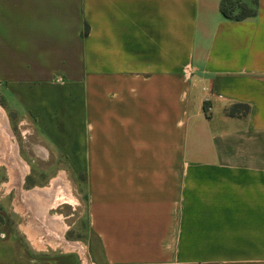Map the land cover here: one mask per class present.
<instances>
[{
  "label": "crops",
  "instance_id": "0c3cea01",
  "mask_svg": "<svg viewBox=\"0 0 264 264\" xmlns=\"http://www.w3.org/2000/svg\"><path fill=\"white\" fill-rule=\"evenodd\" d=\"M220 4L0 0L6 123L29 173L80 176L101 264H264V0ZM77 256L32 249L0 206V264Z\"/></svg>",
  "mask_w": 264,
  "mask_h": 264
},
{
  "label": "rangeland",
  "instance_id": "374dc122",
  "mask_svg": "<svg viewBox=\"0 0 264 264\" xmlns=\"http://www.w3.org/2000/svg\"><path fill=\"white\" fill-rule=\"evenodd\" d=\"M243 1L246 2L248 6L252 7L251 0H241V2ZM235 2L236 5H239V1L235 0ZM236 11H238L237 8ZM4 120L6 121V118ZM9 128L13 134L12 141L16 144L17 140V142L22 145L23 137L18 132V129L13 126ZM1 158L0 154V160ZM44 160L46 159L44 158ZM47 164V160L34 163L35 167L33 168H35V172L29 173L28 171L23 177L24 180L20 179L16 185H13V171H11V168L5 163H0V171L3 172V174L0 175V206L3 210V214L10 221L11 226L17 230L21 236L26 238L28 245L32 249L43 254V256H56L73 252L78 255V263L101 264L98 257L95 256L93 252L97 248V243L88 228L86 200L82 191L80 176L73 174L66 175L61 170L57 171L53 166V168L49 169V167L46 166ZM60 177L63 178L69 188L72 202L58 204L48 211L52 217L57 216L63 221L66 227L63 234L65 238L64 241L61 240L59 234L56 236L53 234L51 235L50 231H46V235L43 236L37 233L35 234L36 231L34 232L33 229L34 223H36V221L39 223V220L31 210V207L26 205L27 203L25 202L24 196L27 192L38 188H50L53 181ZM33 183H37L38 187L28 190L29 185ZM57 236L60 237V239ZM72 244H80L82 248H75Z\"/></svg>",
  "mask_w": 264,
  "mask_h": 264
},
{
  "label": "bare ground",
  "instance_id": "6f19581e",
  "mask_svg": "<svg viewBox=\"0 0 264 264\" xmlns=\"http://www.w3.org/2000/svg\"><path fill=\"white\" fill-rule=\"evenodd\" d=\"M5 114L0 109V163H5L13 171V185H16L20 179L28 171V166L20 158L17 145L12 142V133L6 123ZM25 202L31 210L37 216L42 223H34L41 229V236L46 235V231H50V234L61 236L65 231V225L59 217H52L49 214V209L54 208L56 205L61 203H71L72 196L67 188L66 184L62 183L61 180L53 181L52 186L47 189H35L27 192L25 195ZM37 232V231H36ZM38 233V232H37ZM60 238V237H59Z\"/></svg>",
  "mask_w": 264,
  "mask_h": 264
},
{
  "label": "trees",
  "instance_id": "16d2710c",
  "mask_svg": "<svg viewBox=\"0 0 264 264\" xmlns=\"http://www.w3.org/2000/svg\"><path fill=\"white\" fill-rule=\"evenodd\" d=\"M239 1V5H236L235 0H221L220 10L221 13L233 20H242L248 17H252L256 14L257 0H251L252 7L248 6L246 2ZM236 8L238 11L236 12ZM248 109V106L245 104H233L227 109L229 115H236L238 113H244Z\"/></svg>",
  "mask_w": 264,
  "mask_h": 264
}]
</instances>
